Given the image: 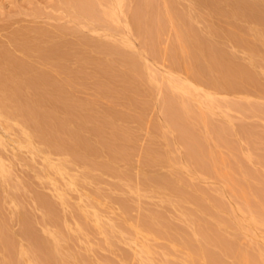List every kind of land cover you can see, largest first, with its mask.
I'll list each match as a JSON object with an SVG mask.
<instances>
[{
  "label": "rangeland",
  "instance_id": "rangeland-1",
  "mask_svg": "<svg viewBox=\"0 0 264 264\" xmlns=\"http://www.w3.org/2000/svg\"><path fill=\"white\" fill-rule=\"evenodd\" d=\"M79 1L82 0L74 3L73 0H0V51L5 48L35 69L47 71L51 82L63 81L66 86L63 98L72 103L69 111L61 106L50 109L45 106V112L52 111L72 130L77 128L74 117L71 120L65 112L79 113L86 117L87 126H100L105 141L112 140L116 132H123L118 134L123 137L122 149L117 156L102 150L100 139L86 125L88 130L86 127L80 130V135L89 137L96 147L99 145L98 155L84 156L76 147L77 154L52 149L36 136H31L29 141L30 130L20 117L10 119L0 115V171L2 167L4 171L0 173V225L4 224L8 232L3 233L7 237L0 235V259L11 254L19 264H35L28 237L36 234L34 237L38 235L59 249L57 255L64 264H212L201 257L198 260V256L182 245L186 240L202 245L206 238L203 240L205 234L200 231L204 230L208 231V238L221 234L220 239L225 238L230 244L232 251L225 253L211 246L215 253H223L219 255L220 264L238 263L237 248L256 256L257 264H263L264 215L259 213L258 217L257 209L264 202V52L255 53L257 56L250 62L252 55L248 50L229 37L234 31L251 28L252 23L238 20L242 28H234L227 18L209 15L204 7L195 10L198 18L192 22L201 36L254 70L259 86L249 85L247 90L235 92L208 86L206 77L197 81L186 66L188 62L174 59L177 56L173 25L166 23L154 44L135 33L128 19L137 0H104L103 3V0H91L93 6L89 0H83L81 4L93 7L90 14ZM189 6H192L189 0H176L179 13ZM109 10L116 16L104 18ZM37 30L44 33L41 46L53 44L63 50L61 71L54 68L55 64L42 63L34 51L26 56L17 48V42L24 37L32 40ZM99 41L116 45L134 56L136 65L128 60L127 64L119 61L102 50ZM82 56L86 59H80ZM169 82L180 84L184 89L170 91L182 95L194 106L190 126L214 151L215 168L207 160L201 165L190 159L182 131L169 122L164 105L165 85ZM199 111L206 114L207 126L196 116ZM217 125L221 129L229 125L228 131L219 132L221 138L216 137ZM80 154L84 164L78 160ZM85 159L93 164L87 166ZM158 178L170 179L176 188L163 189ZM38 195L54 206L52 218L46 216ZM243 196L249 199L250 209L244 204ZM147 214H151L148 217L160 215L159 223H168L172 228L171 238L158 231L154 223L148 231L143 222ZM213 227L216 236L210 232ZM26 229L34 234L26 236ZM10 245L13 250L8 254L3 247ZM0 263L5 264L1 260Z\"/></svg>",
  "mask_w": 264,
  "mask_h": 264
},
{
  "label": "bare ground",
  "instance_id": "bare-ground-1",
  "mask_svg": "<svg viewBox=\"0 0 264 264\" xmlns=\"http://www.w3.org/2000/svg\"><path fill=\"white\" fill-rule=\"evenodd\" d=\"M82 1H79V5L81 4ZM74 2H75V0H73V3ZM89 2L91 4V0H89ZM103 2H104V0L102 1V3ZM189 2L191 3L192 6H189V8L186 9V11L179 13L176 11V8H175L176 0H137L136 5H135V9L131 13V16L129 17L128 22L131 25V27L134 29L135 33L137 32L138 35L140 34L144 38L150 40L152 42V44L157 42L156 40H158V37L160 35V31L162 30V27L166 23L173 25V27L175 29V34H176L175 39H174V42L176 41V45L174 47L175 48L174 55L177 56V58H174V59H176V61H177V59L179 58L178 61H180L182 59L186 63L188 62V65H186V66H188L190 68V70L193 72V76L196 78V80L199 79V81H200V80H202V78L206 77L207 83L209 84L208 86H212L214 88L223 89V90H231V91H235V92L242 91V90L244 91V89L247 90V88H250L249 85L259 86V84L257 85V83H256V75L254 73V70H252L249 65L239 63L238 60L237 61L235 60L236 56L234 57L232 54H227V52L224 53L225 52L224 50H223L224 52H222L221 48L218 49L216 47L217 46L216 44H213V42L211 40L206 39L203 36H201L199 34V32H197L194 29V27L192 26V22L197 20V18H198V14L195 12V10L199 9V7L200 8L204 7V9L205 8L207 9L209 15H216V16H222V17L227 18L228 23L229 24L231 23V26L233 25L234 28L240 27L239 26L240 24L237 23L238 20L239 21L244 20V21L252 23L251 28L243 29L242 27H240L242 29H240L239 32L234 31V34L232 33L229 36V37H231V39L234 40L235 43H237L239 45L240 44L243 45L245 47V49L248 50V52L252 55L251 57L249 56L251 58L250 62H252L254 60V59H252V57L254 56L255 53H257L259 51L264 52V7H263L264 5L262 6V2H264V0H189ZM90 4L82 3L81 6L83 7V9L88 10L87 12L89 13V9L93 10V9H91V8H93V7H91V5L93 6V4H91V5ZM77 5L78 4L76 3V7H77ZM74 8H75V6H74ZM83 9H82V12H83ZM202 10H203V8H202ZM109 11L107 12L109 14H106V13L104 14V18H105V16L112 17V18L114 16H116L114 11H110V12ZM102 21H104V20H102ZM213 28H212V30H213ZM35 32H36L35 36H33L32 40L31 39L27 40L24 37L25 39L22 38L23 40L17 42V48L21 51V53H24V55H26V56H28V55L30 56V54H32L34 52L37 53L36 55L41 60L42 63H44V64L45 63L55 64L56 67L54 66V68H56L58 71H61V69L63 68L62 62L65 59L64 58L65 54H64V52H62L63 50L60 49L59 47H57L58 45L53 47L54 46L53 44H49L50 46L49 45L46 46V44H45V46H41L44 33L39 31V30H37ZM208 32H209V30H208ZM213 32H214V30H213ZM228 35H229V33H228ZM248 36L252 37L253 40L250 41L247 38ZM98 44H99V47L101 46L103 48L102 50L106 51L109 54L115 55L116 58L119 59V61L120 60L126 61V64H127V60H128L130 63L136 65V62H135L136 58L130 54H126V53L122 52V50L119 47H117L116 45H114V46L105 45V43L101 44L100 41ZM53 49L54 50L57 49V50H55V52H53ZM260 54H261V52H260ZM82 55H85V54H82ZM174 55H173V57H174ZM255 56H257V55H255ZM22 57H24V56H22ZM80 59H86V56H82V58H80ZM122 63L124 64V62H121V65H122ZM255 63H256V61H255ZM131 66H133V65H131ZM124 67H126V66H124ZM134 67H136V66H134ZM59 73H57V74H59ZM49 75H48L47 71H45L43 69L42 70L41 69H39V70L35 69L34 66H32V64L29 63L28 61H25L24 58L19 59V58L15 57L10 51H8L5 48H4V50L0 51V115H3L6 118H10V119L11 118L16 119L17 117H20L23 125L27 129L30 130V133H28V134L26 133L28 139L31 136H33V137L36 136L39 139H41V141L46 143L49 147H51L52 149L63 150V151L68 150L70 152L73 151V153L75 154L76 151L74 150V148L76 147L77 151L80 150V153H82L84 156L98 155L100 153L101 149L102 150L106 149L112 155L117 154L119 152V150L122 149L121 139H123V137H119L118 134L123 135V132L119 131L120 133L117 134V132H116L117 130L114 129L113 131L116 132V135L111 136L112 138H110V139H112V140L109 141V139H107L108 141H105L106 136H105V139H103L104 134L101 131V129L99 128L100 126L99 125H98L99 127L98 126H93V127L90 126L91 127L90 128L89 126H87V120L85 119L86 117L83 115L81 116V114H79V113H75V114L73 113L74 114V116H73L72 113L65 112L66 113L65 116H67L68 118L74 117L73 121L75 122L77 128L75 129V127H73L74 130H72V129L67 127V122L63 121V119L61 117H60V119H62V120L58 119L56 117L55 113H53L52 111L51 112H47V110H46V112L44 111L45 106H48V108L49 107L54 108V107H60L61 106V108L64 109L65 111H67V110L69 111V109H70L69 107H71V104H72L70 102H66L63 98V93H64V90L66 88V86H64V84H62L63 81H61V83L60 82L59 83L58 82H51ZM53 80L54 79H52V81ZM173 81H175V80H173ZM175 82H178V81H175ZM162 86H163V84H162ZM165 87H166L167 93H166V96L164 98V105H165V109H166L165 111L167 112V115L169 118L168 120H169V122L174 124L175 127L177 126L178 130L182 131L181 135L183 134L182 136H183V139L185 142V147H186V145L188 147L187 153L189 155V158L191 157L190 159L196 160L195 161L196 163L198 161V163H201V165H202V162H205L207 160V164L210 162L211 164L210 163L209 164L212 166L213 163H216V157L214 155V151L209 146V144L206 143V139L204 137L198 136V134H196L197 132L195 131V129L192 128L193 126H190L191 123H189V119H190L191 115L193 113H195L194 106L192 104H190L186 99H184L182 95H181L182 96L181 97L179 95H175V92H171L172 91L171 89H173V91H174L175 89L181 90L184 88H182V86L180 84H177V83L170 84V82L168 85H165ZM258 88H257V90H258ZM65 92H66V90H65ZM186 92H184V93L186 94ZM163 93H164V91H163ZM205 97L207 98L209 96L205 95ZM206 98H204V100ZM202 102H203V99H202ZM208 102L211 103V101H208ZM208 102H206V104H209ZM233 104H235V103H233ZM46 108L47 107H45V109ZM42 109H43V111H42ZM70 111H72V110H70ZM201 111H199L198 113L196 112V116L202 121V123L205 126H207L206 125V123H207L206 114L204 112H201ZM72 118H71V120H72ZM198 118H197V120H198ZM68 124H69V121H68ZM85 125L87 127H89L90 133L94 134L97 137V139H100L101 149L97 148V147H99V145L96 147L95 144L91 143L92 141L88 140L89 137L87 139L86 137L84 138L80 135V130H83L86 127ZM228 126L229 125L222 126V129H221V126L217 125V127H219V128H217V127L214 128L217 136L215 135V132H214V135L217 138H221V137H218L219 132H221V130H224L225 132L228 131L226 129V128H228ZM214 129L212 128V131H214ZM86 130H88V128ZM224 131H222V132L225 133ZM182 136H181V140H183ZM107 138H109V137H107ZM29 141H30V139H29ZM122 153H123V151H122ZM83 155L80 154V157L78 155V157H79L78 160L81 162L84 159V158L81 159V157ZM115 156H117V155H115ZM90 161H91L90 159L88 160V162L86 160L87 166H88V163L91 165L93 164V163H90ZM82 164H84V163L82 162ZM61 165H62V163H61ZM199 165H198V167H199ZM215 167H216V165H215ZM215 167H213V168H215ZM2 168H1L0 173L4 172V171H2ZM153 179L156 180L157 178H151L150 180H153ZM158 179L160 180V183H161V186L163 187V189L172 190L173 188H176L173 184L174 182L171 181L170 179H167V178H165V179L158 178ZM154 183H155V181H154ZM243 189H245V188H243ZM175 192H177V191L175 190ZM242 192H243V190H242ZM244 193H245V190H244ZM256 195H257V192H256ZM174 196H175V194H174ZM183 196H184V194H183ZM196 197H198V196H196ZM181 198H182V196H181ZM186 198H188V197H186ZM186 198L184 200H186ZM243 198H244V204L247 206V208L250 209L251 207H250L249 199H247L245 196H243ZM263 198H264V196H263ZM263 198H262V200H263ZM37 199H38L40 205L45 209L46 216H48L49 218H52L53 214L55 213L54 212L55 209H54V206L52 205V203L48 199H46V197L41 196V195H38ZM178 199H180V198H178V196H177V200ZM187 200H189V198ZM190 200H192L191 196H190ZM199 202H200V199H199ZM194 205H195V203H194ZM201 207L203 208L202 204H201ZM255 207L256 206H254L253 208H255ZM197 208L204 210L200 207H197ZM184 209H185V207H184ZM184 212H187V211H184ZM190 212L191 211H189V213ZM200 212H202V211H200ZM257 212H258V217H259V213L260 214L262 213V215H264V202L259 203ZM209 213H211V211ZM150 215L147 214V217L144 218V220H143V222L147 226L148 231L150 230L151 226L153 225L152 223H154L158 227L157 228L158 231L160 230L162 232V234H166V235L168 234V238H171V237H169V232H170L169 230H172L171 226L167 225L168 223L167 224H162V222L159 223L160 219H161L160 215H155V216L152 215V217H148ZM262 215H260V216H262ZM192 218H194V217H192ZM225 219L228 220V218H225ZM181 220H182V218H181ZM262 220H264V217L262 218ZM199 223H200V221H199ZM211 223H210V225H211ZM201 226H202V223H200V227ZM215 227H217V226H215ZM232 227H233V225H232ZM25 228H27V227H25ZM177 228H178V226H177ZM201 228L203 229L204 226H202ZM173 230H175V229H173ZM181 230H182V228H181ZM186 230H189V228ZM186 230H185V232H187ZM191 230H193V229H191ZM195 230H197V229H195ZM4 231L7 232L6 227H4V224L0 225V235H2L4 233ZM209 231H210V229H209ZM173 232L171 231V233H173ZM200 232L202 235L205 234L203 237V240H205V238H206V240L204 241V243L202 245L201 244H197V245L195 244L194 245L192 243L193 241L192 242L187 241L186 239H185L186 241L182 242V245L184 247H186L187 249H189L190 252L193 254V256H195V257L198 256L197 257L198 260H199V257H201L205 261L212 262V264H214V262L215 263L217 262V264H220L218 262L221 259V258L219 259V255L222 256L223 253L222 254H219L217 252L215 253L214 251H212L211 246L218 247L220 251H222V252L224 251V253H225V252H227V250L232 251V250H230L231 247H228V246H230L229 242L226 241L225 238H223V240L220 239L221 234L220 235L214 234L215 233L214 227L211 229L210 232H211V234H213L215 236L217 235L218 237H215V238L212 237L213 239L208 238L210 236L207 234L208 231L206 232L203 230ZM210 232H209V234H210ZM217 232H218V229H217L216 233ZM7 233L3 234V235H6L4 237L8 236ZM25 233H26V236L27 235L31 236L33 232H31V234H30L29 230L26 229ZM188 233H190V232H188ZM196 233L198 235L199 231L195 232V234ZM35 235H33L32 237H28V239L31 238V240H30L31 241L30 242V244H31L30 245V253L32 254V256L35 260L34 261L35 264H64L65 263V262L63 263V261L58 257L57 251L59 249L57 250L56 249L57 247L55 245L50 244L49 242H47V240H45L44 238H42L40 236L38 237V235H37V237H34ZM235 238H236V235H235ZM5 239L7 240V238H5ZM178 239H179V237H178ZM226 239H227V237H226ZM170 240L172 241V239H170ZM231 242L233 243V241H231ZM175 243H178V242L176 241ZM3 248H4L5 252H8V254H10L11 251L13 250L12 246L10 248L9 247H7V248L3 247ZM255 250H254V252H255ZM236 251H237V254L236 255L233 254V255H235V257L237 256V259H238V263H236V264H241L243 261L245 262V264H257L256 260H258V259L256 256H255L256 257L255 258L253 255L248 254L245 250L243 251V250L238 249V248ZM254 252H252V253H254ZM22 253L24 254V252H22ZM234 253H235V251H234ZM12 256L14 257V255H12ZM12 256L10 254L9 257L2 258L0 260H1V262L5 263V264H19V261L16 259V257L13 258ZM186 256H189V255L186 254ZM186 256H184V258ZM258 256L262 257V254H260V255L258 254ZM223 257H225V255ZM262 258H261V261H262ZM237 259L235 258L234 260H237ZM183 260L185 261V259H183ZM221 260H220V262H221ZM240 261H242V262L240 263ZM231 262L233 263V260ZM262 262L264 264V260ZM228 263H229V261H228ZM198 264H199V262H198ZM233 264H235V263H233Z\"/></svg>",
  "mask_w": 264,
  "mask_h": 264
}]
</instances>
